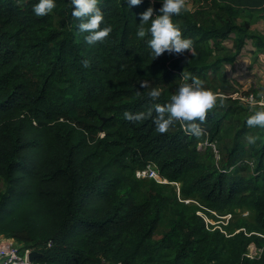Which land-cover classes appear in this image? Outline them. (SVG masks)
I'll return each mask as SVG.
<instances>
[{
  "label": "trees",
  "instance_id": "trees-1",
  "mask_svg": "<svg viewBox=\"0 0 264 264\" xmlns=\"http://www.w3.org/2000/svg\"><path fill=\"white\" fill-rule=\"evenodd\" d=\"M203 1L213 7L207 18L201 9L173 16L197 54L152 59L138 23L160 0H100L101 27L111 32L94 44L71 15L72 0H56L42 17L37 0H0V233L40 252L35 261L264 264V128L246 124L251 109L228 96L234 86L219 71L248 39L256 54L263 50L264 36L249 28L264 0ZM231 34L232 54H219ZM186 75L224 99L196 121L200 135L184 121L161 133L155 105ZM125 112L146 115L129 120ZM216 139L229 140L218 154ZM148 163L169 182L136 178ZM242 210L250 219L238 216ZM251 243L259 250L253 258Z\"/></svg>",
  "mask_w": 264,
  "mask_h": 264
},
{
  "label": "clouds",
  "instance_id": "clouds-1",
  "mask_svg": "<svg viewBox=\"0 0 264 264\" xmlns=\"http://www.w3.org/2000/svg\"><path fill=\"white\" fill-rule=\"evenodd\" d=\"M141 2L142 0H128L129 6L138 5ZM99 3L100 0H72L71 15L81 19L78 27L80 31L89 33L85 37L88 44L103 41L111 32L110 27H101L104 13L98 6ZM160 3L161 6L155 15L151 4L141 12L138 23V35L141 38L146 35L150 36L148 46L151 49L152 59L165 52L183 54L188 51L192 56L196 55L193 41L182 35L179 24L173 20V16L179 15L182 10L191 12L192 9L187 7L185 0H160ZM55 7L56 0H37L33 5V11L36 16L42 17L49 14ZM85 66H87V61H85ZM183 81L167 103L155 105L154 110L157 113L155 123L158 131L163 133L177 121L190 122V131L200 135L202 131L200 123L204 121L207 111L217 104L218 99L222 101L224 97L220 95L219 90L214 91L207 87L205 82L198 77L186 75ZM146 83V81H141L140 86L144 87ZM148 96L154 101L158 100L161 96V89L152 88ZM251 104V115L247 117L246 124L250 127L264 128V103L257 105L253 99ZM124 115L129 120H141L146 114L125 112ZM197 120L200 123H196Z\"/></svg>",
  "mask_w": 264,
  "mask_h": 264
},
{
  "label": "built area",
  "instance_id": "built-area-1",
  "mask_svg": "<svg viewBox=\"0 0 264 264\" xmlns=\"http://www.w3.org/2000/svg\"><path fill=\"white\" fill-rule=\"evenodd\" d=\"M228 96L237 99L240 103L252 109L251 101L253 99H255L257 105L264 103V81L259 86L249 85L243 89H238L234 91L232 94ZM204 144L208 145L207 142H204ZM201 145L202 144H199L200 147ZM210 145L212 146L213 150L217 152L214 144H210ZM135 176L138 179H142V178L154 179L159 183L169 182L166 178L162 177L159 174L156 165L153 163H148L144 167L136 169ZM171 183L176 186V190L179 192V183L178 182H171ZM198 213L202 214L201 212ZM202 216L204 217L206 224L208 223L215 224L209 221L208 220L209 218L206 215L202 214ZM224 217H226V219L228 220L230 214H227ZM248 249L250 248L248 247ZM30 251L31 249L29 248L21 249L20 244H18L12 237H8L0 233V264H47L35 260L28 261L27 255ZM255 253L256 254L253 255L247 252L246 255L250 258H253L257 255L258 252ZM101 264H122V263L102 262Z\"/></svg>",
  "mask_w": 264,
  "mask_h": 264
},
{
  "label": "crops",
  "instance_id": "crops-1",
  "mask_svg": "<svg viewBox=\"0 0 264 264\" xmlns=\"http://www.w3.org/2000/svg\"><path fill=\"white\" fill-rule=\"evenodd\" d=\"M261 14L260 12L252 17L249 31L253 34L264 36V14ZM241 17L244 18V14H242ZM242 18H239L237 22H240ZM254 23H258L256 28L253 27ZM234 38L235 35L231 34L229 38L223 40L221 44L224 46L225 50H220L218 53L221 54L222 51H228L229 55L232 54L234 49ZM227 40L230 41L229 45L225 44ZM255 51L256 41L252 39L246 40L245 46L241 49L239 54L235 56L232 62L223 64L222 68L219 70L226 76L230 83L233 84L234 91L243 89L249 85L259 86L264 81V48L258 54H256ZM242 78L244 79L243 82L245 81L244 83L239 81V79Z\"/></svg>",
  "mask_w": 264,
  "mask_h": 264
},
{
  "label": "rangeland",
  "instance_id": "rangeland-1",
  "mask_svg": "<svg viewBox=\"0 0 264 264\" xmlns=\"http://www.w3.org/2000/svg\"><path fill=\"white\" fill-rule=\"evenodd\" d=\"M185 2H186V5H187V7H190L191 9H192V11L193 10H197V9H201V10H203L202 11V17H204V18H207L208 16H209V14L211 15L212 14V6L211 5H209V4H207V3H205L203 0H185ZM258 25V23H254L253 24V27H255L256 28V26ZM225 44H230V41L229 40H227V41H225ZM221 54H228V51H222L221 52ZM231 77V76H230ZM243 78L242 79H239V81L240 82H242V83H244L243 82ZM245 107V106H244ZM244 114H246L247 116H249V115H251V112H248L247 110H246V112H244ZM227 126L229 127V134L231 133V131L232 130H235V128L237 129V128H239V126H237L236 124H235V122L234 123H231V124H227ZM227 133V134H228ZM255 135L257 134V133H254ZM254 134H252V135H247V137H246V140L250 143V142H253V138H255V135ZM227 136H225V138H226ZM225 138H222V139H225ZM221 139V140H222ZM227 139V138H226ZM223 141V140H222ZM223 143H225V144H228L229 143V140H226V141H223L222 143H221V141H219L218 139H216V144H217V154H218V151L220 150V148H221V146H222V144ZM255 145V144H254ZM238 212V216L239 217H243V218H247V219H250V214H249V212L248 211H246V210H242V211H237ZM216 217L218 216V215H215ZM225 216V215H224ZM224 216H220V218H221V220H224V222H226V217H224ZM209 219V221H211V222H213V223H217V221H216V219L215 218H213V217H208ZM251 247V249H248V252H249V254H256L255 252H259V250L257 249V248H255L254 250H252V248H253V245H251L250 246ZM252 250V251H251Z\"/></svg>",
  "mask_w": 264,
  "mask_h": 264
},
{
  "label": "water",
  "instance_id": "water-1",
  "mask_svg": "<svg viewBox=\"0 0 264 264\" xmlns=\"http://www.w3.org/2000/svg\"><path fill=\"white\" fill-rule=\"evenodd\" d=\"M42 254L40 252H37L35 250H31L28 255H27V259L28 261H33L34 259H36L37 257L41 256Z\"/></svg>",
  "mask_w": 264,
  "mask_h": 264
},
{
  "label": "bare ground",
  "instance_id": "bare-ground-1",
  "mask_svg": "<svg viewBox=\"0 0 264 264\" xmlns=\"http://www.w3.org/2000/svg\"><path fill=\"white\" fill-rule=\"evenodd\" d=\"M251 245H253V248H252V250H254L255 249V245L253 244V243H251L250 245H249V248L251 249Z\"/></svg>",
  "mask_w": 264,
  "mask_h": 264
}]
</instances>
